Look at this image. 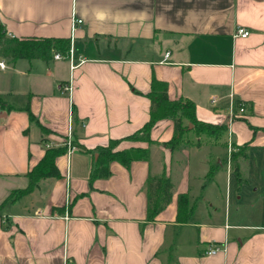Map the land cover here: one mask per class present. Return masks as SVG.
<instances>
[{"label":"crops","instance_id":"crops-1","mask_svg":"<svg viewBox=\"0 0 264 264\" xmlns=\"http://www.w3.org/2000/svg\"><path fill=\"white\" fill-rule=\"evenodd\" d=\"M73 19L82 23L72 59L0 58V264H264V223L239 219L264 211L242 192L250 166L264 167V0H0L10 37L71 41ZM237 27L250 36L235 37ZM152 76L224 135L212 142L188 131L173 151V121L162 119L151 143L128 140L150 119ZM238 103L246 110L233 118ZM111 141L148 157L113 161L107 178H92L93 154ZM57 147L60 176L8 200ZM229 147L241 149L234 189ZM160 177L173 185L171 200L147 222V181ZM181 195L192 207L185 222ZM211 243L221 250L206 256Z\"/></svg>","mask_w":264,"mask_h":264},{"label":"trees","instance_id":"trees-1","mask_svg":"<svg viewBox=\"0 0 264 264\" xmlns=\"http://www.w3.org/2000/svg\"><path fill=\"white\" fill-rule=\"evenodd\" d=\"M71 48L70 39H52V38H15L8 36L4 26L0 24V58L11 60H51L54 53H60L61 56H67ZM26 99L24 111L30 116V121H35L30 113L29 99ZM150 99V119L148 123L135 135L128 138L130 141L151 143L150 132L156 122L162 119L173 121V136L168 145L173 151L179 150L184 142V135L188 131H193L198 137L202 131H208V134L219 139L226 132L224 125H213L201 122L196 119L194 104L189 100L171 101L167 95V85L155 76L151 79ZM1 104V102H0ZM240 104L238 103V107ZM1 108L2 104H1ZM11 110V108H7ZM184 120L189 122L191 129L184 125ZM213 128L215 130H210ZM118 141H111L108 146L96 150V157L93 154L94 169L91 173L92 178H107L109 176V164L113 161L119 162L125 167H129L133 161L146 160L148 151L146 149L118 150ZM64 148H48L44 157L33 167L27 175L28 185L25 189L17 191L9 196L8 200L15 195L21 196L31 193L37 182L44 178H58L60 173L55 165V158L63 153ZM89 154H92L89 152ZM230 164L234 175L239 176V168L235 159L230 158ZM214 172L210 167L209 176ZM173 185L169 178H149L147 181V217L146 221H154L155 216L161 212L171 200ZM192 213V207L189 206L187 195H181L178 199L177 221L185 222Z\"/></svg>","mask_w":264,"mask_h":264},{"label":"rangeland","instance_id":"rangeland-1","mask_svg":"<svg viewBox=\"0 0 264 264\" xmlns=\"http://www.w3.org/2000/svg\"><path fill=\"white\" fill-rule=\"evenodd\" d=\"M184 122L186 124L185 126H188L189 125V122L187 120H185ZM210 130H215V129L210 128ZM203 135H205L207 137H210V139H211L212 142L214 140H216L214 138V136L208 134V131H205V130L202 131V133L200 134V136H203ZM50 147H53V146L50 145ZM230 148H231V150H230V152L227 153V156L229 155L230 158L232 157L233 159L234 158H239L241 156V149L240 150L239 149H236V147H230ZM253 164L251 163V165H253ZM230 168H231V171H233L232 167H230ZM212 169H214L213 166H212ZM250 172L253 173L252 174L253 175V178L246 180L249 183V185L248 184L247 185H245V184L242 185L243 198L245 199V196H246V198L248 200H250V201H253V199H255L257 201L258 206L260 208H264V193H261V191H258L259 197H257V196H255V194L252 191V188H258V187L264 186V185H259L260 182H261L260 178L261 177H264V167H262V168L261 167L255 168L253 166H250ZM226 176H227V174H226V172L224 170L221 173L220 182H219V183H221V186L222 187L225 185V183H227L226 182ZM236 181H237V178H236V175H234L233 185H232L233 189L236 187ZM247 208H248V206H245L243 208V210H245ZM260 212H264V211H261V209H260L258 211H255V214H253V212H252L250 214V216L248 215L247 212H244V213H241V215L239 216V219L240 220H243V222L246 223V224H248L249 222H251L253 224H256V223H260V224L261 223H264V214H262L260 216V214H261ZM234 218L235 217L232 216V219H234ZM235 219H238V217L235 218Z\"/></svg>","mask_w":264,"mask_h":264},{"label":"built area","instance_id":"built-area-1","mask_svg":"<svg viewBox=\"0 0 264 264\" xmlns=\"http://www.w3.org/2000/svg\"><path fill=\"white\" fill-rule=\"evenodd\" d=\"M82 23L81 20H78V19H73L72 20V24H71V30H72V37H71V42L73 40V37H74V31L75 29L78 27V25H80ZM235 37H239V38H242V39H246L250 36V32L244 28V27H237L236 28V31H235ZM69 56V58H71V48H70V51H69V54L67 55ZM168 56V54H166V57ZM64 56H61L60 53H54L53 54V59L54 60H60L61 58H63ZM72 59V58H71ZM5 67V64L4 62L0 61V68H4ZM68 90V89H67ZM237 112L236 113H233L232 116L233 118H236L237 116H240L242 115L243 113H245V107L244 105H240L237 109ZM2 113V108H1V104H0V115ZM70 143V142H69ZM69 149H68V153H72L74 151V148L70 146V144L68 145ZM231 148L229 147V152H230ZM230 160V159H229ZM221 248L220 246H218L217 244L215 243H211L207 249L204 251V255L206 256H215L216 254H218L220 252ZM64 264H71L70 261L68 259H66L64 261Z\"/></svg>","mask_w":264,"mask_h":264},{"label":"water","instance_id":"water-1","mask_svg":"<svg viewBox=\"0 0 264 264\" xmlns=\"http://www.w3.org/2000/svg\"><path fill=\"white\" fill-rule=\"evenodd\" d=\"M95 157H96V155H95Z\"/></svg>","mask_w":264,"mask_h":264}]
</instances>
